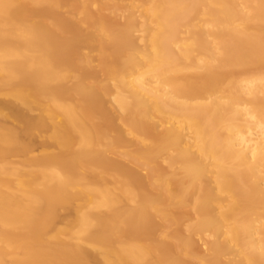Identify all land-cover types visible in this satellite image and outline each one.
<instances>
[{
    "label": "bare ground",
    "instance_id": "bare-ground-1",
    "mask_svg": "<svg viewBox=\"0 0 264 264\" xmlns=\"http://www.w3.org/2000/svg\"><path fill=\"white\" fill-rule=\"evenodd\" d=\"M67 2L0 0V264H264V0Z\"/></svg>",
    "mask_w": 264,
    "mask_h": 264
},
{
    "label": "rangeland",
    "instance_id": "rangeland-1",
    "mask_svg": "<svg viewBox=\"0 0 264 264\" xmlns=\"http://www.w3.org/2000/svg\"><path fill=\"white\" fill-rule=\"evenodd\" d=\"M82 0H68L67 2V5H65L64 7H62L60 9V12L63 13V15L65 17H69L73 20H76V21H80L81 18H82V15L78 12V9L76 8V6L81 2ZM125 1H129V0H125ZM108 3L109 5L106 6L105 8H100L98 5L96 4H92L91 7L94 11H99L105 15H108V16H114V15H117V19L119 21H124V11H119L117 12V10H115L114 8L110 7L111 6V0H103V4L105 3ZM83 29L84 30H92V28H90L88 25H82ZM138 35V34H137ZM79 51L84 54V55H88L90 54L91 56L94 57L95 59V62H94V68H96L98 71V73L100 74L96 79L92 78L90 81H106V77L105 75H103V73L101 74V68H100V65L98 63V60L100 59V56H101V51H99L98 49V45L97 43H94L92 44L91 46H88V47H80ZM95 69V70H96ZM69 84V83H68ZM35 113H38V112H35ZM112 134H114V132H112ZM40 141L42 140H46V138H41L39 139ZM40 148H38L36 151L33 152V154H31L30 156L33 157L34 155H39L41 154L40 152ZM125 149L124 148H114L113 150L110 151V153L108 154L109 157L111 158H114V159H117L119 161H122L124 162L126 165H129L131 167H133V169H135L136 171H138L143 177H146L147 176V170L143 167V166H140V165H137L136 163H133L131 160L129 161L128 159L124 158L122 155H121V152H124ZM25 157L24 156H21V155H14V156H11L8 158V161H11V162H20L24 159ZM159 163L160 165H162L163 167H165L166 169H171L169 167V164H167V161H166V156H162L160 159H159ZM109 178V181H112L113 180V177L112 176H108ZM189 211V207H182V208H176L175 209V212L179 213V214H182L183 215V228H186L187 225L189 224L190 220H191V216H187V212ZM61 214L62 216H64V218L68 217V215L70 214L68 210H65L63 209L61 211ZM157 222L159 223H162L160 221V219H156ZM60 226H63V223H59ZM174 226V225H172ZM155 233V236L158 238V239H165V240H168L167 238H165L163 236L162 233H164L163 229L161 227H158L155 229L154 231ZM211 239L210 236H207V235H196L194 236V240L197 242V246H198V249L202 252H208L207 250V246H206V242H209V240ZM184 259L186 260H189L187 258H185V256H182ZM192 260V259H190ZM195 261V260H193ZM224 261H228V259L225 258Z\"/></svg>",
    "mask_w": 264,
    "mask_h": 264
}]
</instances>
